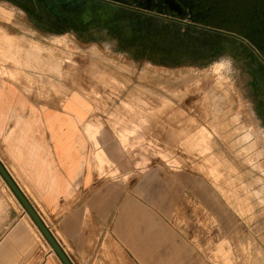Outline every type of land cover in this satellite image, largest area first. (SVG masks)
Returning <instances> with one entry per match:
<instances>
[{"label":"rangeland","instance_id":"rangeland-1","mask_svg":"<svg viewBox=\"0 0 264 264\" xmlns=\"http://www.w3.org/2000/svg\"><path fill=\"white\" fill-rule=\"evenodd\" d=\"M258 1L223 0L212 23L240 33ZM35 2L0 3V69L13 64V74L2 73L26 77L39 96L90 100L85 130L99 141L91 149L98 185L121 187L152 169L186 173L216 194L214 214L226 227L189 199L192 213L178 221L197 250L211 264H264V79L256 60L230 45L211 54L149 37L127 41L109 27L58 21Z\"/></svg>","mask_w":264,"mask_h":264},{"label":"crops","instance_id":"crops-1","mask_svg":"<svg viewBox=\"0 0 264 264\" xmlns=\"http://www.w3.org/2000/svg\"><path fill=\"white\" fill-rule=\"evenodd\" d=\"M12 66L0 69V161L73 264H211L178 221L191 215L193 197L226 230L211 189L158 169L137 180L125 175L121 187L99 186L91 160L99 141L85 130L90 100L31 93L26 77L2 73L13 74ZM0 264H63L1 174Z\"/></svg>","mask_w":264,"mask_h":264},{"label":"water","instance_id":"water-1","mask_svg":"<svg viewBox=\"0 0 264 264\" xmlns=\"http://www.w3.org/2000/svg\"><path fill=\"white\" fill-rule=\"evenodd\" d=\"M41 0L44 8L53 16L54 19L62 21L71 26L86 25L88 27L100 26L104 28H112L120 37L127 41H137L139 37H149L154 39L157 44L165 45L167 42L184 45L183 47L192 46L195 50L209 51L215 53L219 47L229 49H243L251 55L257 62L259 69L264 70L262 63L256 52L251 49L249 39L243 35H237L227 32H219L211 29L197 28L193 26H184L180 23L172 21H163L159 18L149 17L142 13L129 11L127 9L118 8L108 2L98 0ZM53 3V4H52ZM56 4V5H54ZM61 5L69 9L68 14L63 13ZM91 8L95 10L93 15L83 19V10ZM107 12L105 16H101V11ZM99 14V16L97 15ZM102 18L103 21L98 23L97 20ZM79 19V20H77ZM95 22V23H93ZM169 33V35H168ZM152 34H154L152 36ZM168 37V38H167ZM218 41V46H215ZM213 44V46H211ZM185 48H180V50ZM261 70V71H263ZM264 79V73L262 74ZM0 174L16 195L18 200L24 206L27 213L36 223L44 237L50 243L52 249L59 256L63 264H73L65 251L61 248L55 237L52 235L48 227L44 224L41 217L29 202L27 197L17 186L13 178L10 176L4 165L0 161Z\"/></svg>","mask_w":264,"mask_h":264},{"label":"flooded vegetation","instance_id":"flooded-vegetation-1","mask_svg":"<svg viewBox=\"0 0 264 264\" xmlns=\"http://www.w3.org/2000/svg\"><path fill=\"white\" fill-rule=\"evenodd\" d=\"M108 2L118 8L142 13L149 17L159 18L163 21H172L184 26L211 29L219 32L233 33L237 35L257 34L264 35V25L254 24L259 17L264 19V0L252 3L249 9V18L245 22V28L238 33L212 23L215 16L222 15L221 6L223 0H98ZM254 40V39H253ZM249 45L259 57L264 66V41L249 40ZM259 65V64H258ZM259 68V67H258ZM263 70V69H261ZM260 70V71H261ZM262 74L264 70L261 71Z\"/></svg>","mask_w":264,"mask_h":264},{"label":"trees","instance_id":"trees-1","mask_svg":"<svg viewBox=\"0 0 264 264\" xmlns=\"http://www.w3.org/2000/svg\"><path fill=\"white\" fill-rule=\"evenodd\" d=\"M262 53L264 54V49H262Z\"/></svg>","mask_w":264,"mask_h":264},{"label":"bare ground","instance_id":"bare-ground-1","mask_svg":"<svg viewBox=\"0 0 264 264\" xmlns=\"http://www.w3.org/2000/svg\"><path fill=\"white\" fill-rule=\"evenodd\" d=\"M90 126V125H89Z\"/></svg>","mask_w":264,"mask_h":264}]
</instances>
